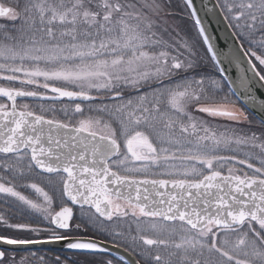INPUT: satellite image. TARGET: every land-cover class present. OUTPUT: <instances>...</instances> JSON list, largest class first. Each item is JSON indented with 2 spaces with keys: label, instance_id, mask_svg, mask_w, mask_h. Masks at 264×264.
Returning <instances> with one entry per match:
<instances>
[{
  "label": "snow or ice",
  "instance_id": "6c2138e0",
  "mask_svg": "<svg viewBox=\"0 0 264 264\" xmlns=\"http://www.w3.org/2000/svg\"><path fill=\"white\" fill-rule=\"evenodd\" d=\"M182 2L195 38L181 0H0V244L64 241L96 264H264V120L254 131L236 107L264 112V0H216L227 51ZM0 264L27 256L3 247Z\"/></svg>",
  "mask_w": 264,
  "mask_h": 264
},
{
  "label": "water",
  "instance_id": "95a60500",
  "mask_svg": "<svg viewBox=\"0 0 264 264\" xmlns=\"http://www.w3.org/2000/svg\"><path fill=\"white\" fill-rule=\"evenodd\" d=\"M216 0H193V5L197 10V16L201 18L203 26L206 28L207 33L213 38L212 42L216 44L220 49L227 51L229 47H233V37L231 32L233 29L226 27L227 22L223 20L222 14L219 12V8L215 7ZM191 9V8H190ZM192 10V9H191ZM242 44L240 40L236 41V46ZM236 49L234 48V51ZM253 62V61H252ZM246 67V65H243ZM229 72L235 74L234 68H229ZM247 75L251 76L252 73L248 72ZM257 95L264 98V90L257 87ZM28 100L32 101L31 98ZM246 108L251 112L259 121L264 120V112L259 111L258 108H254L250 103H245L243 100L240 101ZM109 243V242H108ZM111 244V243H109ZM8 247L14 252L24 251H63V252H75V253H90L83 250H68L66 248V242L61 241L50 244H39V245H13L3 246L0 244V249Z\"/></svg>",
  "mask_w": 264,
  "mask_h": 264
},
{
  "label": "trees",
  "instance_id": "16d2710c",
  "mask_svg": "<svg viewBox=\"0 0 264 264\" xmlns=\"http://www.w3.org/2000/svg\"><path fill=\"white\" fill-rule=\"evenodd\" d=\"M176 11L180 13L179 21H180V28L182 29V31L186 33L187 36H190L191 38H195L198 30L195 26V20L190 16L191 9L186 8L183 5V2L181 0V5L179 8L176 9ZM2 22L3 21H0V23ZM259 38H260L259 35H257L256 39L259 40ZM241 41L243 42L246 48L252 47L254 51H257L258 55L261 54V50L259 49L258 46H252L247 40H244V39H241ZM201 47L206 49V45L202 44V40H201ZM260 68L261 67L259 66V69ZM232 99L235 100L236 97H233ZM0 102H3V100L0 99ZM33 103L34 102H30V104H33ZM236 106H238L239 109L244 110L245 114L249 116V119L253 121L252 130L254 131L258 130V127H259V125L257 124L258 120L246 108H244V106L239 101H237ZM30 180L36 183H40L41 186L45 187L46 190H48L47 185L42 181L41 177L32 176L30 177ZM25 194L32 195L33 197H35V193L31 192V190H25ZM2 195L3 194H0V197H2ZM11 222L17 223V222H25V221L23 219L13 218ZM10 234L13 236H20L22 238L30 237V234L26 232L11 231ZM89 235H91V233H89ZM95 237L99 239H104V237L102 236H95ZM108 242H111V241H108ZM34 252L37 253V257L40 255H45L46 259L49 257H55L57 255H59L61 259H64L65 257H67L68 264H96V262L101 258L100 255L92 254V253L74 254V253H56V252H51V251H34ZM15 253H16V257L18 260L22 256H27V264H39L38 258H34L28 255L30 252H21V253L15 252Z\"/></svg>",
  "mask_w": 264,
  "mask_h": 264
},
{
  "label": "bare ground",
  "instance_id": "6f19581e",
  "mask_svg": "<svg viewBox=\"0 0 264 264\" xmlns=\"http://www.w3.org/2000/svg\"><path fill=\"white\" fill-rule=\"evenodd\" d=\"M243 44V43H242ZM244 45V44H243ZM244 48L245 49H247L245 46H244ZM252 61H254V59L252 58ZM254 63L256 64V62L254 61ZM257 65V64H256ZM258 68V67H257ZM259 69V68H258ZM244 106V105H243ZM237 108H239L238 106H236ZM244 108H246L245 106H244ZM247 109V108H246ZM249 111V110H248ZM94 238H96V237H94ZM96 239H99V238H96ZM106 242H108V241H106ZM109 243H111V242H109ZM24 252H34V251H24ZM51 252H56V253H74V254H86V253H75V252H63V251H51ZM19 253H21V252H19ZM143 264V263H142Z\"/></svg>",
  "mask_w": 264,
  "mask_h": 264
},
{
  "label": "flooded vegetation",
  "instance_id": "af4514ba",
  "mask_svg": "<svg viewBox=\"0 0 264 264\" xmlns=\"http://www.w3.org/2000/svg\"><path fill=\"white\" fill-rule=\"evenodd\" d=\"M253 59H254V61L256 62L257 67L259 68L260 65H259L258 61H256L255 58H253ZM260 67H261V66H260Z\"/></svg>",
  "mask_w": 264,
  "mask_h": 264
},
{
  "label": "rangeland",
  "instance_id": "374dc122",
  "mask_svg": "<svg viewBox=\"0 0 264 264\" xmlns=\"http://www.w3.org/2000/svg\"><path fill=\"white\" fill-rule=\"evenodd\" d=\"M187 37L189 38L190 36H187ZM189 39H191V37ZM28 103L30 104V102H28ZM245 170H247V169L245 168Z\"/></svg>",
  "mask_w": 264,
  "mask_h": 264
}]
</instances>
